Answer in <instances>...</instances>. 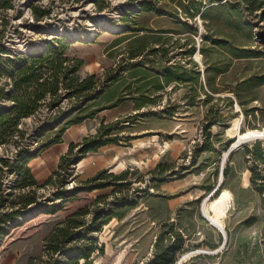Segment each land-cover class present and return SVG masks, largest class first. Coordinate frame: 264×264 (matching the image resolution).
<instances>
[{
  "label": "rangeland",
  "instance_id": "rangeland-1",
  "mask_svg": "<svg viewBox=\"0 0 264 264\" xmlns=\"http://www.w3.org/2000/svg\"><path fill=\"white\" fill-rule=\"evenodd\" d=\"M13 3V9L0 11V45L6 50L0 55L11 60L16 56L34 57L46 52L51 44L59 47V42L67 43L65 55L84 62L79 71L81 78L96 74L101 79L96 89L100 98L88 102L83 114L98 107H109L121 95L127 97L131 70L135 67L140 73L148 71L150 81L154 77L164 78L166 66L184 69L189 61L186 53L192 43L196 44L197 50L190 59L200 67L204 81V58L200 47L206 30L200 17L187 19L179 13L177 18H172L169 14L148 13L132 0H107V7L102 11L96 0L82 3L74 0H13ZM34 8L50 10L51 15L37 21ZM253 23L257 27L251 44L260 56L232 60V72L226 76V82L218 80L221 91L208 103H204L203 91L195 106L187 105L186 98L195 93L194 89L173 82L160 92L151 89V93L162 97L143 110L133 112L135 101L126 99L118 106L70 127L63 135L64 141L49 149H41V146L58 134L69 117L74 119L78 115L77 100L64 92L52 108L43 107L39 115L26 119L21 125L26 139L7 141L0 146V156L13 160L20 151L37 155L29 166L42 186L36 191L38 204L27 210L33 212L31 216L23 217L20 225L8 230L0 241V264H67L91 249L89 259H79L80 264H145L153 254L161 225L170 222L184 230L190 248L178 254L175 264H184L196 256L202 259V264H264V209L261 198L251 187L248 164L242 153L234 148L235 157L230 162L232 170L226 177L230 156L224 161L225 153L237 142L238 133L264 129V85L243 93L246 107L256 108L249 117L244 115L237 100L231 105L227 98H235L229 89L236 87L234 82L240 76L264 70V32L261 30L264 23L260 20ZM106 24L115 30H106L103 27ZM194 28L198 32L193 31ZM235 34L240 42L248 41L246 33ZM197 53L201 54L200 59L196 58ZM222 53L217 49V55L223 59ZM8 83L9 80H0V86L5 88L10 87ZM203 87L206 89L205 85ZM253 97L258 99L252 101ZM12 105L10 98L0 100V108L8 110ZM211 108L214 112L219 109L218 114H209ZM58 111L63 115L56 119L54 113ZM67 114L69 116L64 118ZM143 114L145 116H141ZM220 117L225 122H216L210 129L215 149L202 152L199 166L192 167L195 152L205 143V124L218 121ZM235 120H240L238 125L229 130ZM102 121L117 123L115 133L123 140L115 149L101 148L92 155L111 157L117 154L118 163L109 166L108 173L121 174L129 169L131 184L123 188L119 186L123 183L120 181L87 188L84 182L92 176L87 174L84 164H80L81 158L76 157L78 160L72 162L68 177L43 186L58 168L60 158L71 142L80 144L85 137L94 136ZM255 140L249 138L245 144ZM159 163L173 164L172 171L179 175L170 172L163 181L156 179L150 172ZM222 173L221 190L226 189L232 195V206L224 220L226 241L202 213L203 201L214 191L209 192V188L218 184ZM17 180L14 169L8 171L6 193L14 196L19 192L14 190ZM56 194L64 196L66 201L57 200ZM50 206L53 210L49 211ZM81 209L87 211L83 217L87 226L75 230L70 239L61 244L63 250L54 253L47 240L66 225L67 217ZM109 214H112L110 222L101 227ZM51 244L55 247L59 242L52 241ZM193 251L197 252L195 256L183 259L185 254Z\"/></svg>",
  "mask_w": 264,
  "mask_h": 264
},
{
  "label": "trees",
  "instance_id": "trees-1",
  "mask_svg": "<svg viewBox=\"0 0 264 264\" xmlns=\"http://www.w3.org/2000/svg\"><path fill=\"white\" fill-rule=\"evenodd\" d=\"M74 1L82 3L84 0ZM132 1L138 2L141 9L148 13L169 14L172 18H177L179 13H181L187 19H196L197 17L202 19V24L206 30L200 47L204 58V81H202L200 67L190 59L197 50L196 44L192 43L186 53V58H189V61L187 60L184 69L166 66L164 67L166 72L164 78L154 77L150 81L151 74L148 71L140 73L135 67L131 70V79L128 83L130 90L126 95L127 97L121 95L109 107H98L91 113L83 114L88 108V102L100 98L96 89L101 79L96 74L81 78L79 71L84 62L81 59H70L65 55L67 43L65 44L61 41L59 42V47L51 44L46 52L34 57L25 58L16 56L11 60L0 55V80L6 79L10 83L9 88H5L4 85L0 86V100L10 98L13 101L10 109L5 110L0 108V146L7 141L26 139V134L22 130V123L28 118L39 115L43 111V107L51 106L52 108L61 99L64 92L69 93V97H74L77 100V105L79 106L78 115L74 119L69 117L70 119L68 118L67 123L59 129L58 134L52 139L47 140L41 146V149H47L56 143L62 142L63 135L68 128L82 123L88 118H94L97 113L107 108L118 106L126 99L135 101V111L143 110V108L152 105V103L162 97V95H158L157 93L156 95L151 93L152 90L157 92L163 91L168 84L173 82H181L194 89L195 93L186 98L187 105L195 106L201 97L199 95L200 92L203 91L205 96L204 103H208L214 98V94L221 91L218 80L226 82V76L232 72V60H250L260 56L256 49L252 47L255 38L254 30L257 27L253 21L260 20L264 23V0ZM96 3L98 9L101 11L107 7V0H96ZM13 8V0H0V11L7 12ZM34 10L37 21L51 15V11L47 9L34 8ZM192 30L198 32L197 28ZM261 30L264 32V26L261 27ZM235 33H246L248 41L240 42L236 39ZM217 49L223 51V59L217 55ZM0 53H6L2 45H0ZM116 80L118 79L116 78ZM235 83L236 87L229 89L235 98H227L231 105L237 100V103L242 107L244 115L249 117L256 112V108L252 107L248 109L246 107V97L243 96V93L264 85V70L261 73L244 74ZM204 85L206 89H204ZM198 88L199 91H197ZM257 99V97H253L251 100L255 101ZM218 110L216 109L214 112V109L211 108L209 114H212V112L218 114ZM54 114H57L55 117L57 119L63 115V112L58 111ZM222 119L223 117H220L218 121H208L205 124V143L201 146L200 151L197 150L195 152V157H193L191 164L192 167L199 166V156L202 152L213 151L215 149L210 129L216 122H225ZM117 128V123L105 124V121H102L100 129L94 136L85 137L80 144H70L67 152L61 156L58 168L46 180L43 186L53 184L56 180L61 179L62 181L65 177H68L72 162L75 160L79 158L82 160L88 153L98 152L106 145L120 143L123 139L120 134L115 133ZM239 151L245 157L248 169L251 172V187L261 198L264 209V139L246 143ZM235 153L233 152L230 155V160L225 169L226 177H228L232 170L230 162L235 157ZM36 156L26 154L24 151H20L13 160L0 156V241L6 236V231L10 226L27 216V210L39 202L36 191L42 185H40L33 174L32 168L29 166L30 161ZM76 157L79 158L77 159ZM174 167L173 164L159 163L150 174L156 179L163 181L170 172L174 176L179 175L178 172L172 171ZM13 169L18 177L14 190H19L14 196L6 193L7 184L5 182L8 171ZM184 171H187V169H184ZM129 173V169H126L121 174L108 173V170L105 169L87 179L84 184L87 188H90L96 184L99 186H109L122 181L123 183L119 186L126 188L131 184V181L128 180ZM215 185L214 183L209 188V192L215 189L217 186ZM220 191L217 192L215 197L219 195ZM11 196L12 199L7 200ZM55 196L57 200L62 199V202L66 201L64 196L62 197L58 194ZM47 210H53V207L50 206ZM86 214L87 211L81 209L74 215L67 217L65 220L66 225L58 228V233L51 235L47 243L54 253H59L63 250L61 244L69 240L75 230L79 228L84 229L87 226L88 222L83 218ZM112 214L106 217L101 227L110 222ZM186 235L183 229L176 228L174 222L163 223L156 235L152 257L145 264H175L178 254L190 249L186 244ZM52 241L59 242V245L53 247ZM91 251L92 249L87 251L86 254L69 261L67 264H80L79 259L82 258L88 260ZM84 264L91 263L85 262Z\"/></svg>",
  "mask_w": 264,
  "mask_h": 264
},
{
  "label": "bare ground",
  "instance_id": "bare-ground-1",
  "mask_svg": "<svg viewBox=\"0 0 264 264\" xmlns=\"http://www.w3.org/2000/svg\"><path fill=\"white\" fill-rule=\"evenodd\" d=\"M103 27L106 30H110L111 32H113L115 30V28L109 24H106ZM43 30H48V29H45L43 27ZM196 58L200 59L201 54L197 53ZM239 121L240 120L233 121V123L230 124L229 130H231L232 128H235L238 125ZM258 137H264V129L263 130H249L245 133L240 132V133H238V140L233 145L232 149L237 148L246 139L258 138ZM227 154H228V152L225 153V156H227ZM231 206H232V195L226 189L221 190L217 197H209L208 196L202 203L203 214L209 220V223L213 227L218 229L224 235L226 234L224 220H225L227 213L229 212ZM36 210H39V208H36ZM36 212H34V213H36ZM195 253H197V252L193 251V252L187 253L184 255L183 259L184 260L188 259L189 257L193 256Z\"/></svg>",
  "mask_w": 264,
  "mask_h": 264
},
{
  "label": "crops",
  "instance_id": "crops-1",
  "mask_svg": "<svg viewBox=\"0 0 264 264\" xmlns=\"http://www.w3.org/2000/svg\"><path fill=\"white\" fill-rule=\"evenodd\" d=\"M80 74V73H79ZM133 112H136L135 110L133 111ZM85 121V120H84ZM74 126V125H73ZM73 126H71V127H73ZM70 128H68V130H69ZM67 130V131H68ZM64 141V137H63V140H62V142ZM71 141V140H70ZM62 142H60V143H62ZM60 143H56V144H54V145H52V146H56V145H58V144H60ZM71 143H74V142H71ZM51 146V147H52ZM117 146H118V144H109V145H106V146H104V147H102V148H107V147H109V148H117ZM51 147H49V148H51ZM48 148V149H49ZM107 149V150H110V149ZM106 150V149H105ZM92 153L93 152H91V153H89V157H85L83 160H81V162H80V164H84V168H85V170H86V172H87V174H90L92 177L93 176H95L97 173H99L100 171H102V170H105V169H107L109 166H113V165H115V164H117L118 163V156H117V154H113V155H111V157H107V156H94V155H92ZM115 153H117L116 151H115ZM89 158V159H88ZM109 162H111V165H109L110 163ZM80 164H79V166H80ZM59 165V164H58ZM78 166V167H79ZM33 171V170H32ZM112 173H114L115 174V172L114 171H111ZM51 176V175H50ZM48 177V176H47ZM46 177V178H47ZM37 179V178H36ZM38 180V179H37ZM152 253V252H151ZM150 256H151V254H150ZM195 256V255H194ZM152 257V256H151ZM194 259H191L190 261H186L184 264H202V259L201 258H199V257H193ZM183 264V263H182ZM211 264H214V263H211Z\"/></svg>",
  "mask_w": 264,
  "mask_h": 264
},
{
  "label": "water",
  "instance_id": "water-1",
  "mask_svg": "<svg viewBox=\"0 0 264 264\" xmlns=\"http://www.w3.org/2000/svg\"><path fill=\"white\" fill-rule=\"evenodd\" d=\"M67 116H69V114L65 115L64 118H66ZM258 139H264V137H258V138H256V140H258ZM246 141H247V139H246L245 141H243V142H242V143H241L236 149H238V150L241 149V148L243 147V145L245 144ZM234 151H235L234 149L228 150V154H227V156H225L224 161H225L226 158H227L228 156H230ZM79 161H80V160H79ZM223 176H224V173H222V176H221V178H220V180H219L217 186L215 187L214 191L212 192V194H211L209 197L214 196L215 193H217L218 191L221 190V188H222V186H223ZM27 213H28V215L25 216L24 218L31 216V215H30V212H27ZM202 213H203V211H202ZM203 216L205 217L204 214H203ZM205 218H206V217H205ZM206 219H207V218H206ZM22 220H23V219H20L19 222L15 223V224H12V225L10 226V229H8V230H11V229H13L14 227L20 225V222H22ZM207 220H208V219H207ZM208 221H209V220H208ZM8 230L6 231V235H7V233H8ZM223 236H224L225 241H226V234H225V235L223 234Z\"/></svg>",
  "mask_w": 264,
  "mask_h": 264
},
{
  "label": "built area",
  "instance_id": "built-area-1",
  "mask_svg": "<svg viewBox=\"0 0 264 264\" xmlns=\"http://www.w3.org/2000/svg\"><path fill=\"white\" fill-rule=\"evenodd\" d=\"M179 264H181V263H179Z\"/></svg>",
  "mask_w": 264,
  "mask_h": 264
}]
</instances>
